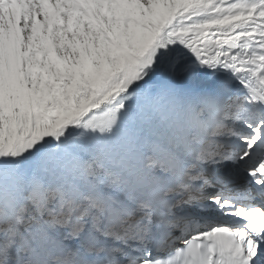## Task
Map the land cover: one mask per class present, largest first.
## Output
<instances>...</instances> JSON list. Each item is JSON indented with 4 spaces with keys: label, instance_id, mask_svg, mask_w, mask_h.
Here are the masks:
<instances>
[{
    "label": "rangeland",
    "instance_id": "1",
    "mask_svg": "<svg viewBox=\"0 0 264 264\" xmlns=\"http://www.w3.org/2000/svg\"><path fill=\"white\" fill-rule=\"evenodd\" d=\"M37 1L16 0L20 7L0 16V264H32L40 239L48 242L47 254L62 243L68 257L55 264H89L80 259L92 252L99 261L108 254L106 264L128 263L133 254L139 264L150 256V238L134 253V226L143 216L153 224L155 212H141L151 204L127 187L125 179H137L123 168L137 169L138 179L146 172L151 188L169 195L170 210L183 208L182 222L205 214L229 220L233 211L216 216L197 204L216 195L170 196L187 174L177 181L164 161L177 160L175 153L189 145L194 168L213 165L218 175L260 190L263 116L250 92L239 90L243 81L234 71L208 68L194 56L204 53L193 49L206 31L229 33L242 16V24L251 23L249 13H264V0H56L45 13ZM78 189L88 204L75 205ZM10 201L19 206L15 221L3 209ZM116 212L125 235L112 228Z\"/></svg>",
    "mask_w": 264,
    "mask_h": 264
},
{
    "label": "bare ground",
    "instance_id": "2",
    "mask_svg": "<svg viewBox=\"0 0 264 264\" xmlns=\"http://www.w3.org/2000/svg\"><path fill=\"white\" fill-rule=\"evenodd\" d=\"M55 1L56 0H38L37 7L41 9V12L46 7V10H44L45 13L48 12L53 5H55L53 4ZM15 2L16 0H0V16H5L7 11H12L20 7L18 3L16 4ZM28 2H30V0H28ZM23 3H25V1ZM56 10L54 12L57 14ZM56 14L55 15L52 14V15L56 16ZM249 17L251 18V23L248 22L249 24L248 23L242 24L247 20L246 18H243V16L242 19L236 18L238 20L232 23L231 28L230 26H228L230 28V32L229 33L225 32L226 34H221L220 32L215 33L214 31L208 33L205 30L207 34L200 38L199 43L197 42V44H194L195 46L193 50H195L194 51L195 53L196 51L204 53L201 55L194 54V56L197 55L196 58L198 59L203 58L204 60H206L208 68L217 69L216 66L218 67L223 66L226 68H230L229 70L230 73H233L234 71L235 75L237 76V80H240L241 82L243 81L241 83V87L244 88H241L239 90L250 92L251 99L253 100V102H255L256 107L260 111V116H263L264 119V25H261L262 22L264 23V13L261 12L258 13L253 10L249 13ZM55 18L53 20H55ZM179 18H180L179 16L178 18L175 19L172 18L170 23L176 21L180 22V20H178ZM230 21L232 20L230 19ZM221 22L223 25L224 24L223 19L221 20ZM246 25H250V26L248 28H245L244 26ZM186 32H188V29ZM247 32L249 33L246 34ZM208 41H213V46L211 47L206 46ZM228 41L233 43V48L230 49L227 48L226 43ZM213 75L210 74L209 77L211 78ZM193 109L190 108L191 111H193ZM188 120L190 121V123L195 122L194 116L188 117ZM201 136L203 140L207 141L209 139L207 137V134L205 133H201ZM195 152H196L195 148H191V146L189 145L187 149H185L184 154H182L181 156L179 155L176 156L175 153V158H177V160L174 161L168 158L165 159L164 162H167L169 166H172L171 169L174 173L173 177H177V181L181 180L182 176L184 177L185 173L187 174L186 176L187 178L182 179L181 184L175 187V191L171 192L170 196L171 197L175 196L174 197L175 200H177L181 196L184 199H189L190 201H194L203 196L201 193H205L208 195L213 194L216 196L206 199L205 201L202 202L197 201L199 207H204L203 205H205L206 203L208 208H213L215 210L216 213L214 215L216 216H218L220 210H225L227 211V213L228 211L231 210L233 211V216L229 220H225L228 217L223 219H217L211 217L208 214H205L203 217L197 218L195 220H190L189 222H182L179 215L181 214V210L183 208L178 207L180 205H177L178 207L177 210L180 212H178L177 210L175 212L173 209L170 210L167 206V203L169 202V200H167V196L169 195H165L163 189H161L160 187H157L156 189L151 188L153 183L149 182L150 178L148 177L146 172L143 171L142 172L143 177L138 179V176L135 175L137 169L126 170L125 168H123L126 175L127 174L128 176L133 175L135 179H137L136 181L133 180V178L131 177L125 179L124 181L127 183V187L132 189V193L135 194V196L141 197L142 199L141 204L145 205L148 201L151 204L150 210L149 208L142 209L141 212L144 213L145 212L148 213L150 211L155 212V218L153 224H151L150 222H146L143 216L142 218H140L141 220L137 223V226L136 227L134 226V229H136V231L134 230L135 235L138 237L137 242L133 244L138 246V249H134V253H137L138 250L141 251L143 248L146 247V244H144L143 242L147 238H150V243H149L150 253H152L153 251L152 244L154 241H156L158 245L162 247L161 252L163 253V251H165V253L163 254L160 252V255L161 254L166 255L167 252L174 250L173 247L175 245V239L177 237H185L189 235L190 232H193L190 237L181 239V241L177 243L179 246L175 247V249L184 246L186 242L191 238L194 237L200 238L204 236L211 238L219 231L227 230L237 240L241 248L246 252L249 259L253 260L255 264H264V184L263 185L258 184V188L260 187V190L257 191L253 189V187L246 185L241 181L235 179H229L228 178L229 176L226 177V176L218 175L217 174L218 171L216 172L213 165L212 166L206 165L200 168L197 167L194 168L195 165L191 163L192 162L191 157L195 158V154H196ZM144 157L145 155L141 156L140 160L143 161ZM189 165H191V168H189ZM73 166H74L73 170L77 174L79 175L81 174L84 178L88 180V182L90 181L84 169H82L81 167L75 164H73ZM144 167L145 169L149 170L146 164ZM256 175H259V173H256ZM251 185H253V182H251ZM209 187L211 189H209ZM124 191L125 190L123 189L122 192L124 193ZM248 191L249 193L247 194ZM97 192L99 193L98 196L101 197L105 205L110 206L111 199H109L108 196L104 194V192L98 189ZM73 195L75 199V205L88 204L87 200L82 195L80 189L74 190ZM249 195L252 196L251 200L247 199V196ZM125 199H130V198L127 195H125ZM120 202H122V199L120 200ZM186 204L187 203L183 205L186 207ZM3 207L8 218L15 221L16 212L19 211L18 209L19 206H16L14 202L10 201L8 204H4ZM244 208H246L245 211L242 210ZM8 214H10V216ZM111 215L113 216L111 222L112 228L115 226L116 234L123 233L124 231L121 230L120 229L121 227L118 226L121 221L118 219L119 212L112 213ZM157 228L161 230V235H157L156 237L153 232L156 231ZM89 242L91 244V240H89ZM39 243L46 245L48 242L43 239H40ZM104 244L106 247L109 246V243L107 242H104ZM95 245L97 246V242H95ZM62 248H64L62 243H57L55 249L50 254H46L45 250H43L44 251L43 255H40L39 260L37 259L34 260L32 257L33 259L32 264H46L45 258L48 259V257H49L48 261L52 263L53 262L58 263L60 260L57 259L66 260L68 255H65V249L62 251ZM87 252H90L89 247L88 249L84 250V253ZM96 253L97 252H92L89 254L88 257L86 258L82 257L80 259V262H84V263L89 262V264H102V261H98L99 259H97L98 257ZM31 254L32 253H30V255ZM133 255H131L129 262L127 263L126 261L124 262V264H134L135 257ZM139 261H140L139 264H148L150 262L149 256H147L144 260L142 259ZM18 264H21V262L19 261Z\"/></svg>",
    "mask_w": 264,
    "mask_h": 264
},
{
    "label": "water",
    "instance_id": "3",
    "mask_svg": "<svg viewBox=\"0 0 264 264\" xmlns=\"http://www.w3.org/2000/svg\"><path fill=\"white\" fill-rule=\"evenodd\" d=\"M220 1H222V2H230V1H232V0H215V2L217 3V2H220ZM226 45H227V48H233V43L232 42H230V41H228L227 43H226ZM206 46H208V47H211V46H213V41H208V43H207V45Z\"/></svg>",
    "mask_w": 264,
    "mask_h": 264
}]
</instances>
